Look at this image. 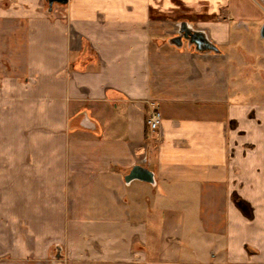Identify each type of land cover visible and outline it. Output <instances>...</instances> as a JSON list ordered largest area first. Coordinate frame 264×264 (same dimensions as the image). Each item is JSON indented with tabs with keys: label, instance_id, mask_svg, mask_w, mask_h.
Segmentation results:
<instances>
[{
	"label": "crops",
	"instance_id": "0c3cea01",
	"mask_svg": "<svg viewBox=\"0 0 264 264\" xmlns=\"http://www.w3.org/2000/svg\"><path fill=\"white\" fill-rule=\"evenodd\" d=\"M263 25L264 0H0V264H264Z\"/></svg>",
	"mask_w": 264,
	"mask_h": 264
},
{
	"label": "rangeland",
	"instance_id": "374dc122",
	"mask_svg": "<svg viewBox=\"0 0 264 264\" xmlns=\"http://www.w3.org/2000/svg\"><path fill=\"white\" fill-rule=\"evenodd\" d=\"M57 7H63L57 5ZM184 12H179V14L185 16L183 14ZM177 16V17H176ZM179 18V15H173L172 19H177ZM179 30V28H178ZM260 31L261 28L256 29L254 33H252V36H256V43H255V48H251L253 52L249 54L246 59L250 62V70H258L260 69L261 71H255V73L252 71L250 74L248 72L247 78L246 79V84H248L249 87V95H244L242 98V101L244 104L250 105H261L264 106V69H262L260 65V60L264 59V54H259L258 52L260 50L264 51V40L260 36ZM263 44V45H262ZM262 45V46H261ZM256 54V55H253ZM253 55V56H252ZM260 59V60H259ZM260 65V66H259ZM1 75V74H0ZM3 79H1L0 76V90L3 88ZM259 93V94H258ZM5 94L1 93L0 94V148L5 147V143L3 144L2 141L3 139L5 140ZM256 107V106H255ZM257 109V108H256ZM255 108H252L249 112L244 113V124H249L251 132L254 133V130L252 128L255 127V125H260L263 120H260V117L258 116L260 111H257ZM261 113V112H260ZM254 125V126H253ZM255 129V128H254ZM257 132L255 131V134ZM243 135H246V130H243ZM4 145V146H3ZM5 188V187H4ZM0 199L5 200V189L2 190V187H0ZM5 254V252H4ZM0 254V263L4 262L5 263V255ZM2 255H4L2 257Z\"/></svg>",
	"mask_w": 264,
	"mask_h": 264
},
{
	"label": "water",
	"instance_id": "95a60500",
	"mask_svg": "<svg viewBox=\"0 0 264 264\" xmlns=\"http://www.w3.org/2000/svg\"><path fill=\"white\" fill-rule=\"evenodd\" d=\"M50 11L53 10L55 4L67 5L69 0H47ZM176 36L170 40V44L181 48L185 41L189 46H194V48L200 53H211L219 52V49L212 44L205 33L195 30L190 27L188 23H181ZM261 38L264 40V25L260 32Z\"/></svg>",
	"mask_w": 264,
	"mask_h": 264
},
{
	"label": "built area",
	"instance_id": "2783aa9c",
	"mask_svg": "<svg viewBox=\"0 0 264 264\" xmlns=\"http://www.w3.org/2000/svg\"><path fill=\"white\" fill-rule=\"evenodd\" d=\"M148 123V129L150 132L155 133L157 132L162 123V114L158 109H155L151 112L150 117L147 121Z\"/></svg>",
	"mask_w": 264,
	"mask_h": 264
},
{
	"label": "flooded vegetation",
	"instance_id": "af4514ba",
	"mask_svg": "<svg viewBox=\"0 0 264 264\" xmlns=\"http://www.w3.org/2000/svg\"><path fill=\"white\" fill-rule=\"evenodd\" d=\"M176 36V35H175Z\"/></svg>",
	"mask_w": 264,
	"mask_h": 264
}]
</instances>
